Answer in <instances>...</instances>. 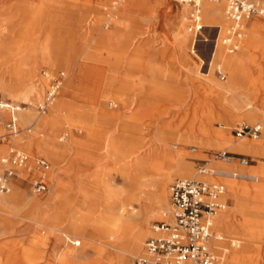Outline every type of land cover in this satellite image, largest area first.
Here are the masks:
<instances>
[{
  "label": "rangeland",
  "instance_id": "374dc122",
  "mask_svg": "<svg viewBox=\"0 0 264 264\" xmlns=\"http://www.w3.org/2000/svg\"><path fill=\"white\" fill-rule=\"evenodd\" d=\"M254 1L264 6V0ZM183 8L176 0H0V101L31 114L25 130L18 120L20 132L11 138L16 144L10 146L7 139L0 143V158L17 148L51 163L46 192L33 190L38 168H22L24 175L10 179L11 191H0L6 196L16 186L23 189L20 202L0 204V264H95L98 247L104 253L100 264H120L124 257L134 264L153 224L169 209L171 183L195 177L226 185L223 198L228 207L220 214L244 201L249 217L258 221L251 231L242 226L241 212L234 216L233 229L214 225L239 242L230 251L249 247L246 253L252 257L238 264H264V154H239L220 142L222 134L233 142L262 140L264 126L259 138H238L233 129L264 118V17L247 21L238 51L229 53L218 44L213 55L220 26L223 31L229 23L224 19L226 4L221 3L222 19L213 25L205 21L202 4L209 42L198 39L195 49L188 29L192 8L186 17ZM228 57L236 67L225 63ZM50 73L62 74L63 86L54 103L41 112L38 105L47 93ZM36 75L42 81L40 89L33 84ZM15 88L19 89L14 93ZM61 99L64 103L58 104ZM53 115L54 125L37 129L38 121L46 125ZM10 117L4 110L0 131ZM41 138L59 152L32 149ZM225 150L249 159V165L232 159L234 172H253L257 179L241 178L232 190L233 180L198 173L201 163L212 170L222 167L225 161L215 154ZM153 151L159 153L158 163L152 160ZM5 167L18 173L8 164L0 166V174ZM160 180L167 183L165 199L161 204L144 201L156 213L137 250L125 233L114 244H103L99 234L92 237L98 224H82L83 214L91 213V221H97L105 207L119 215V202L134 196L132 185H142L146 197L161 194ZM84 189L95 192L93 210L82 206ZM140 205L137 212L143 214ZM75 219V229H84V236L64 243L60 230L74 229ZM141 219L137 215L130 222ZM231 258L226 256L224 264Z\"/></svg>",
  "mask_w": 264,
  "mask_h": 264
},
{
  "label": "built area",
  "instance_id": "2783aa9c",
  "mask_svg": "<svg viewBox=\"0 0 264 264\" xmlns=\"http://www.w3.org/2000/svg\"><path fill=\"white\" fill-rule=\"evenodd\" d=\"M176 1L188 4L192 8L188 29L194 35L193 49L198 39L208 42L209 37L204 36L205 26L202 23L203 0ZM208 1L226 4L225 13L229 24L223 31L220 27L215 45L221 44L229 53H235L240 48L247 21L255 16L264 17V6L254 0ZM50 76L47 93L38 105L41 112H45L54 103L63 86L62 74L50 73ZM4 108L10 109L12 116L5 125L6 131H0V143L9 135L19 132L14 117L15 111L19 108L0 101V109ZM233 132L238 138H259L263 132V123L243 122L235 126ZM236 157L240 164L249 165V159L239 154L226 150L215 154L216 159L225 162ZM8 164H13L18 169L27 168L30 172L32 168H38L39 171L32 180L33 190L38 194L47 191L49 180L46 173L51 169V163L47 159L31 158L25 151L11 148L8 156L0 158V166H8ZM4 170L0 174V191L8 193L11 191L10 179L17 177L18 173L6 167ZM210 172L207 163L199 164L198 173ZM226 193V185L219 180L175 179L170 185L169 209L163 213V219L153 224L152 234L146 239L142 251L134 258V264H224L230 249L239 246L237 240L218 232L214 225L215 215L228 207V201L223 198Z\"/></svg>",
  "mask_w": 264,
  "mask_h": 264
},
{
  "label": "bare ground",
  "instance_id": "6f19581e",
  "mask_svg": "<svg viewBox=\"0 0 264 264\" xmlns=\"http://www.w3.org/2000/svg\"><path fill=\"white\" fill-rule=\"evenodd\" d=\"M221 3H223V2L214 3V2H211V1H207V0L202 1L203 9H204L205 21L207 23H210L209 25H213V24H215V22L217 20L219 21L220 19H222L221 18V12H222ZM183 5H184V8H183L184 16L186 17L187 12H189L190 6L188 4H183ZM123 12L124 11H121V13H123ZM224 19L226 20L227 17L224 18ZM221 31H222V28H221ZM101 34H104L103 31H102ZM102 40H104V36H102V38L100 39V41H102ZM218 48L219 47L217 46V50H218ZM225 56L226 55L223 53L222 58L225 57ZM225 63L231 65L232 67H236L237 66L236 65L237 62L233 58H229V57L226 58L225 59ZM33 84L38 89L41 88L42 81H40V79L37 78V75L34 78V83ZM19 88H15L13 90V92L14 93L17 92L16 90H18ZM232 88H234V87H232ZM27 90H30V87H28ZM65 93H67V95H69V92L67 91V88H65ZM64 96L65 95H63V97ZM61 102L64 103L63 100L61 99L58 102V104L61 103ZM8 106H11V105L8 104ZM12 107H18L19 108L18 111H20L21 108H22L21 106H14V105H12ZM249 107H251V105ZM25 109H23L18 114H16L18 111H15V113H14V117L17 120V124H18V120H19L20 123H21V126L24 127V130L26 129V127H30V126H27L26 124L31 120V114L29 113L28 110H25ZM249 111L251 112V111H254V110L251 109ZM11 113H12V111H11ZM55 119H56V116L53 115V118L50 121H48L46 123V125H45V122H42V121L39 122L38 121L37 122V129L44 128L45 126H48L49 124L50 125H54L56 123ZM263 120H264V118H263ZM52 121H55V122H52ZM262 123H263V126H264V121H262ZM18 133L13 134L11 136H8L6 141H9V139L11 137L16 136ZM204 134H205V136H207L209 134L208 130H206L204 132ZM220 137H221V141L220 142H222V144H227L226 147H229L232 151H235V152H238V153H246V152H248V151H250L252 149H254V150L255 149L256 150L264 149V139L261 140V141H254V142H251V141H248V140H242V141H239V142H233L225 134L220 135ZM197 142H199V145L202 143V141H200V139L197 140ZM205 142H207V140L206 141L204 140L203 143H205ZM32 149H34L37 152L40 151V150L52 151L50 143L45 138H41L39 140L37 139L36 142H34V145H33ZM52 152L53 153H56V152L58 153L59 150L58 149H56V150L53 149ZM158 154H159L158 152L153 151L152 155H151L152 156V160H154V162H156V163H158ZM31 158H34V156L31 155ZM140 162L143 163V162H145V160H143V162L142 161H140ZM216 162H218V161H216ZM231 166H233V162L232 161L223 162V166L222 167H218V168H215L213 170L211 169L210 173H211V175H216V176L218 175L220 177H223V178L225 177V178H229V180L230 179L233 180L229 184L231 186L232 190L233 189L236 190V187L238 186V182L237 181H240L241 178L249 176L250 178H253L254 180L257 179V175L254 174L253 172H245V171H242L241 173L234 172L231 169ZM243 169H246V168H243ZM247 169H253V168H251L249 166ZM23 170L25 171L26 169L23 168ZM26 171H28V170H26ZM22 172H23L22 168H20L18 170V173L22 175L23 174ZM234 173H235V175H234ZM260 175H262V174H260ZM260 175H258V176H260ZM46 176L48 178V174L47 173H46ZM163 181L164 180H160L159 181V187L162 188L161 194L155 195L153 197H146L145 195L142 194L143 192H145L144 191V187L142 185H140V184L139 185H132L133 186V194H134V196L126 197L121 202H119V204H121L120 206L119 205L117 206L118 207L117 209L120 211L119 215L117 214L116 210H113V211H111V210L108 211L107 210L106 211L107 208L105 207L104 211L99 216L100 218H97V221L96 220H93V222L91 221V219H92L91 218L92 217L91 213L83 214V216H82L83 223L82 224H84V225H88V224H91V223L98 224L100 226V228L99 229H93L92 237L95 239L96 238L95 237V233L99 234V238L98 239H102V240H103V238L105 239L104 241H102L103 244L104 243H106V244H114V242L119 239L120 235L125 233L128 236H130L131 248L133 250H137L141 246V243L143 242L144 237L147 234L148 223H149V221L151 219V216L156 213L155 209L149 210V208H148L149 205L148 204L144 205L143 203H144L145 200H146V202H149L150 200H153V201H155V204H161L162 203V201L165 199V193L167 192L166 189H165L166 188L165 186H166L167 183L165 181L164 182ZM83 192H84V195H85V198L83 199V202H82L83 208L91 207L92 210H93V206L95 204L94 202L96 200L95 199L96 195H94L95 192H93L91 189H84ZM22 197H23V189L19 185V186H16L15 192L13 194L6 195V196H1L0 195V204L1 205H8V204L9 205H13L14 203L20 202ZM241 202H243L242 205L240 204ZM241 202L238 201L236 206H235V208H233V210H229L227 213L220 214L221 212H223L225 210L219 211L215 215V225H217L219 228L222 229L223 225L227 224V225H229L230 228H232V226H233L232 222H233V219L235 218L234 217L235 214L241 212L242 216H244V221L242 222V226L245 229H250V231H251V229H253V224L257 225L258 221H255V223H254V220H252L250 218L251 216L248 213L249 212L248 207L245 205L243 200ZM113 203L116 204L117 203V199H115V202H113ZM35 204H36V206L40 205L39 202H35ZM109 204H111V202H109ZM137 204H141L140 208L143 211V214L140 213V212H137L139 210L138 208H136ZM88 205H90V206H88ZM88 211H90L89 208H88ZM102 214L105 215V217H106L104 220L101 218L103 216ZM137 215L142 216V219L139 220V221H136V223L130 222ZM66 219H68V218H66ZM76 223H77V219H75L71 223V225H74V229L60 230V234H61L60 235V239L64 243L68 242L70 240H73L75 238H79L81 236H84V231H83L84 229H75L77 227ZM55 228L56 227H52L51 230H57ZM222 230H224V229H222ZM101 248L98 247V250H97L98 251L97 252L98 256H97V258L95 260V264H100L102 258L104 257L103 256L104 253H102V249ZM248 248H246L245 251H243V252L242 251L241 252H237V251H233V250L229 251V253L227 255V258H229L230 255H231L232 261H231L230 264H238V261H240L241 259L242 260H246V259H249L250 257H252V256L249 257V255H251V254L248 253L249 255H247V253H246ZM29 253L27 251H25L24 255H27V254L29 255ZM120 264H130L129 263V259L127 257L122 258Z\"/></svg>",
  "mask_w": 264,
  "mask_h": 264
},
{
  "label": "crops",
  "instance_id": "0c3cea01",
  "mask_svg": "<svg viewBox=\"0 0 264 264\" xmlns=\"http://www.w3.org/2000/svg\"><path fill=\"white\" fill-rule=\"evenodd\" d=\"M190 6V5H189ZM190 8H191V6H190ZM203 11V10H202ZM174 16L176 15V13L175 14H173ZM228 20V19H227ZM229 22V21H228ZM229 24V23H228ZM221 27V26H220ZM206 28V27H205ZM205 31V30H204ZM205 33V32H204ZM204 36L205 37H208L207 36V34L205 33L204 34ZM208 42H209V40H208ZM215 43H214V49L212 50V51H215L216 52V48H217V46L218 45H215L216 44V40L214 41ZM215 52H213V55L215 54ZM7 104H9V103H7ZM1 111H0V116H1V114L4 112V110L5 111H7L8 112V114H9V116H12V113H11V111H10V109H7V108H4V109H0ZM21 110H22V108H21ZM20 111H18L16 114H18ZM1 119V118H0ZM263 120V119H262ZM264 121V120H263ZM18 123H19V121H18ZM19 125V124H18ZM1 129H3L2 131L3 132H5V129L2 127ZM12 138V137H11ZM9 139V141H7L6 143H8V142H10V143H8V144H10V146L12 145V144H16V143H14V141H12V139ZM264 139V132H263V136H262V140ZM252 152H255V153H259V154H264V149H260V150H254V149H252L251 150ZM235 152V151H234ZM238 153V152H237ZM240 154V153H239ZM261 165H253V167L254 168H259ZM26 170H28V169H26ZM48 174V173H47ZM200 174V173H199ZM208 174H210V173H208ZM200 175H207V174H200ZM18 176H19V173H18ZM20 177V176H19ZM219 177V176H218ZM196 178V177H195ZM11 226H9V227H7V228H10Z\"/></svg>",
  "mask_w": 264,
  "mask_h": 264
}]
</instances>
